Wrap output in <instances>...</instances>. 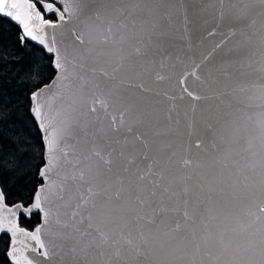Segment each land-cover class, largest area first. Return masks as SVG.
<instances>
[{
  "label": "snow or ice",
  "instance_id": "6c2138e0",
  "mask_svg": "<svg viewBox=\"0 0 264 264\" xmlns=\"http://www.w3.org/2000/svg\"><path fill=\"white\" fill-rule=\"evenodd\" d=\"M0 264H264V0H0Z\"/></svg>",
  "mask_w": 264,
  "mask_h": 264
}]
</instances>
